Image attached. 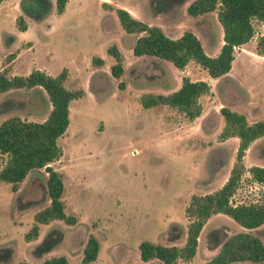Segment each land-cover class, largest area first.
Returning <instances> with one entry per match:
<instances>
[{"label": "rangeland", "instance_id": "1", "mask_svg": "<svg viewBox=\"0 0 264 264\" xmlns=\"http://www.w3.org/2000/svg\"><path fill=\"white\" fill-rule=\"evenodd\" d=\"M191 1L155 11L150 0H66L57 13L55 0H49L50 8L39 20L28 14L24 0L0 3V72H62L64 88L80 92L69 103V122L57 139L61 155L49 164L61 175V201L73 223L40 224L37 237L25 241L34 213L48 204L46 173L31 169L15 192L0 181V264H44L58 256L65 257V264H83L82 249L89 236L98 241V252L87 264H163L154 258L142 261L138 244L148 240L183 246L191 198L220 188L235 161L238 138L220 136V108L241 114L248 124L264 121V54H258L264 22L251 21L252 37L233 49L230 69L216 78L193 61L177 69L166 60L132 54L140 34L121 28L115 15L118 7L159 27L168 38L193 33L205 54L215 56L222 41L216 10L192 17L186 12ZM18 16L24 20V31L16 27ZM111 45L122 56L118 77L110 73L114 60L106 49ZM92 58L101 61L92 63ZM183 77L209 86L197 97V117L190 119L171 106H142L143 95H167L178 89ZM49 109L38 87L0 94V122L12 116L41 122ZM5 159L0 154V169ZM242 164L230 203L263 200L264 187L252 181L247 168L264 167V136L249 143ZM239 231L246 229L224 214H212L198 233L194 255L173 264H207L218 242ZM48 232L56 237L54 246L39 252L36 247ZM251 232L264 245V226Z\"/></svg>", "mask_w": 264, "mask_h": 264}, {"label": "trees", "instance_id": "2", "mask_svg": "<svg viewBox=\"0 0 264 264\" xmlns=\"http://www.w3.org/2000/svg\"><path fill=\"white\" fill-rule=\"evenodd\" d=\"M2 1L0 0V3ZM182 1L150 0L155 11L164 10L173 2L181 3ZM65 2L66 0H55L57 13L62 12ZM23 5L28 14L36 20L44 17L50 8L49 0H24ZM214 10L222 30V43L218 53L212 57L205 54L198 38L189 31H184L180 36L172 39L166 37L159 27L134 18L124 8H116L115 15L126 33L140 34L132 46L134 56H154L170 62L177 69H182L187 62L193 61L210 77L216 78L230 69L233 49L252 37L251 21L255 19L264 22V0H192L186 7L187 14L192 17ZM15 24L19 31L25 30V23L21 16L16 18ZM258 45L261 46L258 54L263 55L264 36H261ZM106 52L114 60V64L110 66V73L113 77H118L122 71V56L114 45L109 46ZM100 61L99 58L91 59L92 63H100ZM36 87L44 91L50 104V109L43 121H26L12 116L0 122V154L6 157L0 169V181L8 183L11 191L15 192L18 183L31 169L43 168L46 173L44 191L48 204L34 213L33 224L23 234L25 241H31L37 237L40 224H46L52 220L73 223V218L64 213L61 201L63 191L61 175L49 164L61 155L57 139L67 128L69 103L78 97L80 92L64 88L62 72L56 76H50L38 69L31 70L25 76H7L3 71L0 72V94L13 89ZM208 89L209 86L202 80L190 81L183 77L175 91L167 95H143L140 101L145 108L154 105L175 107L186 117L193 119L200 112L197 97ZM219 113L224 120L220 136L238 138L235 161L226 181L212 193L191 198L186 208L187 217L191 219L186 228L185 242L182 247L142 240L138 244L139 258L142 261L154 258L163 264H173L177 259L191 258L195 253L197 236L202 225L212 214L221 213L246 231L236 232L218 242V251L207 264H229L240 261L264 263V245L251 232L252 229L264 223V199L237 204H231L229 200L242 173L244 151L251 141L264 136V121L248 124L241 114L225 107H221ZM247 172L252 181L264 187V167L252 165L247 168ZM53 235L54 233L48 232L36 249L39 252H46L53 247L56 238ZM97 252L98 241L93 236H89L82 249L81 262L87 264L94 261ZM43 263L65 264L66 259L64 256L52 257L45 259ZM18 264H26V262Z\"/></svg>", "mask_w": 264, "mask_h": 264}, {"label": "crops", "instance_id": "3", "mask_svg": "<svg viewBox=\"0 0 264 264\" xmlns=\"http://www.w3.org/2000/svg\"><path fill=\"white\" fill-rule=\"evenodd\" d=\"M118 8H124V7H118ZM124 9H126L129 13H130V10L128 9V8H124ZM135 18V17H134ZM222 42V41H221ZM221 42H220V44H219V46L221 45ZM219 48L220 47H218V50H219ZM218 52V51H217ZM101 59V58H100ZM262 226H264V223L262 224V225H260L259 227H257V228H260V227H262ZM243 229V228H242Z\"/></svg>", "mask_w": 264, "mask_h": 264}]
</instances>
